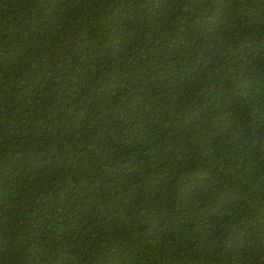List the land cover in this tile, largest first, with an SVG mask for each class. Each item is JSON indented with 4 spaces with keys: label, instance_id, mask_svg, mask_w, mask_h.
<instances>
[{
    "label": "trees",
    "instance_id": "16d2710c",
    "mask_svg": "<svg viewBox=\"0 0 264 264\" xmlns=\"http://www.w3.org/2000/svg\"><path fill=\"white\" fill-rule=\"evenodd\" d=\"M0 264H264V0H0Z\"/></svg>",
    "mask_w": 264,
    "mask_h": 264
}]
</instances>
